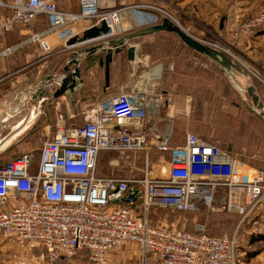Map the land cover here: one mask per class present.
Here are the masks:
<instances>
[{"label":"built area","instance_id":"1","mask_svg":"<svg viewBox=\"0 0 264 264\" xmlns=\"http://www.w3.org/2000/svg\"><path fill=\"white\" fill-rule=\"evenodd\" d=\"M62 0H0V37L36 16H46L44 34L30 36L43 52L44 37L63 39L65 29L82 19L104 21L108 38L121 36V17L141 18L158 10L159 0H78L79 11L59 9ZM152 26V25H149ZM264 27V7L243 23L240 31ZM66 36V35H65ZM18 49L6 47L0 58ZM164 104L161 92H124L95 104L82 125L58 124L38 151L36 171L26 152L0 168V240L27 244L43 252L41 264L68 260L87 252L88 264H110L108 255L126 244L142 259L155 264H238L237 233L264 208V172L246 168L235 156L215 144L186 134L182 146H171L169 134L158 130ZM167 154L159 174L141 178L98 177L103 152L149 151ZM126 200H129L126 202ZM154 209L179 213L224 211L238 218L231 236L208 234L203 227L189 232L166 224L152 225Z\"/></svg>","mask_w":264,"mask_h":264},{"label":"crops","instance_id":"2","mask_svg":"<svg viewBox=\"0 0 264 264\" xmlns=\"http://www.w3.org/2000/svg\"><path fill=\"white\" fill-rule=\"evenodd\" d=\"M126 1L129 3L132 0ZM166 2L172 12L183 16V26L189 28L190 23H194L198 35L204 33L205 36L209 35L219 40L226 39L229 43L240 46L241 50L264 49V27L254 32L240 34L242 24L264 6V0H166ZM59 9L66 13H77L78 0H62ZM126 16L128 14L121 17L123 29L131 27ZM221 20H223L222 27H220ZM94 24L93 19H82L65 29L66 36L64 35L63 39L55 34L45 36L44 39L49 46L48 52H43L39 44L28 42L30 36L44 34L48 29L44 15L36 16L27 26H18L0 37V51L6 47L18 46L10 56L0 58V116L8 108L7 104H11L21 90L32 89L44 76L61 73L71 52L104 41L105 39H101L70 48L66 46V42L71 37L80 36L84 30ZM136 28L133 26L123 34L138 30ZM164 35L174 38L168 33H156L132 40V43L140 44L138 60L135 63L129 62L125 50L115 56L110 65L107 85L104 68L98 63L99 57L93 60L83 59L80 64L82 83L75 94L61 96L42 110L36 123L23 134L24 137L10 147L13 148L11 154L39 151L45 136L51 134L52 138L58 124L66 127L79 126L78 119L83 121L85 114L95 104L124 92L136 90L162 92L164 104L159 118L162 134H166L171 129V124L173 127L177 126L181 119H184L186 124V121H189L186 113L189 114L188 110L192 102L198 100L202 87L205 86L203 82L206 81L207 76L202 71H206L207 68L204 70L195 66L174 64V53L172 50L164 49L160 41ZM200 67L205 68V66ZM213 67L218 69L216 66ZM260 68L264 72V66ZM219 73L224 79L225 76ZM184 141L185 138L180 141L176 139L171 142V146H182ZM263 209L260 208L255 216H260L264 212ZM246 227L244 225L242 228ZM133 256L136 257L134 261H137V264H155L148 257L143 260L132 244L125 245L119 255L109 254L108 260L110 264H116L120 260L133 259ZM42 259L43 252L36 246L0 240V261L3 264H41ZM67 263L68 261L59 260L55 264Z\"/></svg>","mask_w":264,"mask_h":264},{"label":"rangeland","instance_id":"3","mask_svg":"<svg viewBox=\"0 0 264 264\" xmlns=\"http://www.w3.org/2000/svg\"><path fill=\"white\" fill-rule=\"evenodd\" d=\"M156 5L158 10L151 11L139 18V20L143 18L146 21L144 25L149 27V25L159 23L162 18H169L191 37L218 49L247 75L246 80L238 79L239 85L246 87L245 81L252 84L257 95L264 103V72L260 68V66H264V49H254V51H249V49L241 50L240 46L229 43L226 39L219 40L209 35L205 36L204 33L198 35V30L194 23H190L189 28L183 26V16L177 12H172L167 7L166 0H159ZM126 17L130 21L129 25L131 27H139L142 23L134 20L136 15L133 13L128 14ZM131 27L124 28V30H129ZM259 29H254L251 32ZM240 34L247 33L241 32ZM160 41H162L164 49L167 51L172 50L174 53V64H178V66H195V68H203L204 70L207 68L206 71H202L207 76V79L205 82L201 81L205 83V86L202 87L201 95L198 100L192 102L188 110L189 114L186 113L189 121L187 120L185 124L184 119H181L177 126L174 127L171 124V129L167 132L170 136V143L176 139L178 141L184 140L186 134L191 133L205 143L215 144L231 152L246 167L264 172V118L255 113L251 106L250 98L236 90L226 77L223 79L219 73L220 71L213 67L215 65L197 53L191 50V52L187 51L188 48L175 36L173 38L164 35ZM200 66H205V68ZM82 122V120L78 119L79 125ZM159 126L160 124L157 126L160 132ZM51 136V134L46 135L45 141L50 140ZM23 153L26 152H20L19 155ZM31 155V172L34 173L36 171L38 150L32 151ZM145 155L147 154L144 151L103 152L98 157L96 175L98 177L127 179L141 178L146 171L150 170H153L155 175L159 174L162 166L167 163L168 155L159 154L155 150L149 151L147 170ZM11 160H13V156H7L5 163ZM252 218L249 223L245 224L247 227L245 229L241 228L237 233L236 254L238 264H264V212L260 216L257 215ZM252 220L254 221L252 222ZM149 221L152 225L166 224L191 231L196 226H199L211 234L226 236L233 234L236 225L235 216L225 213L223 210L214 211L210 214L204 211L184 214L169 210H159L151 215ZM124 247L113 254L118 253L119 255ZM148 258L153 260L150 255ZM135 259L136 257L133 256V259L120 260L116 264H137V261H134ZM65 261H68L67 264H88V257L83 254ZM0 264L3 263L0 261Z\"/></svg>","mask_w":264,"mask_h":264},{"label":"water","instance_id":"4","mask_svg":"<svg viewBox=\"0 0 264 264\" xmlns=\"http://www.w3.org/2000/svg\"><path fill=\"white\" fill-rule=\"evenodd\" d=\"M222 25L223 20L220 22V27ZM156 33H168L175 36L186 48L215 65L236 90L250 98L251 106L255 113L264 118V103L257 95L253 85L245 81L246 87H242L238 83L239 78L245 80L247 78V75L240 67L229 60L218 49L191 37L169 18H162L156 25L141 28L114 38H108L110 30L106 23L101 21L84 30L80 36L71 37L66 42V46L70 48L101 39H105L104 41L71 52L61 73L44 76L35 83L32 89L21 90L14 97L11 104H7L8 108L0 116V155L24 137L23 134L36 123L42 110L49 107L53 100L61 96L75 94L82 83L80 64L83 59L93 60L99 57L98 63L99 66L104 68L107 85L110 65L114 57L125 50L127 60L135 63L140 54V44L132 43L131 41ZM44 102L46 103L43 104ZM128 201L126 200V202Z\"/></svg>","mask_w":264,"mask_h":264},{"label":"trees","instance_id":"5","mask_svg":"<svg viewBox=\"0 0 264 264\" xmlns=\"http://www.w3.org/2000/svg\"><path fill=\"white\" fill-rule=\"evenodd\" d=\"M187 51H189V52H191L189 49H187ZM193 53V52H192ZM215 68V67H214ZM217 146V145H216ZM219 147V146H218ZM220 148V147H219ZM12 149L13 148H9L8 150H7V152H5V153H3V154H1L0 155V168L5 164V159H6V157L7 156H13V159H15V158H17V157H19L20 155L16 152L15 154H11V151H12ZM220 149H222V148H220ZM222 150H225V149H222ZM225 151H227V150H225ZM228 152V151H227ZM24 154V153H23ZM231 154V153H230ZM22 155V154H21ZM7 163V162H6ZM157 211H159V209H154V210H151L150 212H149V219H151V215L154 213V212H157ZM179 213V212H178ZM235 221H236V225H237V222H238V218L237 217H235ZM236 225H235V227H236ZM199 226H196V228L194 229V230H186V231H189V232H194V231H196L197 230V228H198ZM206 233H208V234H211V233H209V232H206ZM83 254H86L87 255V257H88V261H89V256H88V254H87V252H80L76 257H78V256H80V255H83ZM76 257H74V258H76ZM59 261V260H58ZM64 261V260H63ZM55 264V263H54Z\"/></svg>","mask_w":264,"mask_h":264}]
</instances>
